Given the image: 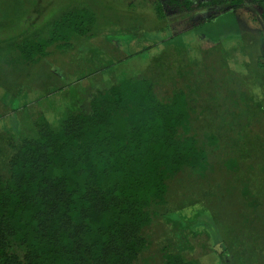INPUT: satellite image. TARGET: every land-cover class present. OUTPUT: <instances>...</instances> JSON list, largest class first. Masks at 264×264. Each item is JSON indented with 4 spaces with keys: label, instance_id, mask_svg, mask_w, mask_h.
<instances>
[{
    "label": "trees",
    "instance_id": "1",
    "mask_svg": "<svg viewBox=\"0 0 264 264\" xmlns=\"http://www.w3.org/2000/svg\"><path fill=\"white\" fill-rule=\"evenodd\" d=\"M244 3L165 0L155 14L164 18L167 4L203 23ZM260 18L264 21V15ZM95 23L89 10L73 9L52 23L46 39L12 49L20 65H36L50 48L63 51L76 39H91ZM160 69L164 77L166 70ZM180 75L181 82L161 79L172 85L167 95L157 91L159 79L123 78L94 93L88 111H67L56 127L40 116L34 134L8 142L0 164V264H200L153 238L159 219L172 195H184L203 182L216 186L217 179H228L224 166L232 168L245 157L231 142L226 145L230 149H223L232 139L228 128L203 120L220 103H202L199 88L196 95L185 85L186 75ZM242 102L245 116L248 105ZM230 173L238 175L239 168ZM246 189L239 212L245 231L264 217L261 187H255L254 201ZM250 209L253 220H247ZM259 241L249 255L247 250L237 253V264H264V243Z\"/></svg>",
    "mask_w": 264,
    "mask_h": 264
},
{
    "label": "rangeland",
    "instance_id": "2",
    "mask_svg": "<svg viewBox=\"0 0 264 264\" xmlns=\"http://www.w3.org/2000/svg\"><path fill=\"white\" fill-rule=\"evenodd\" d=\"M163 2L0 0V164L8 142L34 134L33 123L40 116L56 127L65 112L88 111L94 93L128 77L159 79L157 91L167 95L172 85L161 79L181 82L184 73L190 80L185 85L196 95L195 87L199 88L202 103H220L216 113L202 117L228 128L227 136L232 134L223 149H230L226 145L231 142L245 158L232 168L224 166L228 179H217L216 186L203 182L199 187L191 185L184 195H172L153 238H161L200 264H237V253L247 250L249 255L261 244L260 238L264 243V227H259L264 217L245 231L239 214L245 186L253 201L255 187L260 186L264 203V22L260 18L264 0H245L244 7L203 23L167 4L165 17L159 19L155 8ZM81 8L96 19L91 39H76L63 51L50 48L49 56L36 65H20L12 49L15 44L46 39L54 21ZM158 66L159 71L162 66L166 70L164 77ZM226 96L231 110L224 102ZM241 100L248 105L245 116ZM236 168L238 175L230 173ZM246 212L247 220L255 218L252 209ZM176 221L179 227H174ZM227 244L232 247L230 256L224 252ZM152 250L157 252L156 247Z\"/></svg>",
    "mask_w": 264,
    "mask_h": 264
},
{
    "label": "crops",
    "instance_id": "3",
    "mask_svg": "<svg viewBox=\"0 0 264 264\" xmlns=\"http://www.w3.org/2000/svg\"><path fill=\"white\" fill-rule=\"evenodd\" d=\"M253 8H254V7H253ZM254 10H255V13H256V9H255V8H254ZM261 11H262L263 13H262ZM251 13H252V12H251ZM255 13H254V14H255ZM260 14H263V15H264V8H260ZM263 22H264V21H263Z\"/></svg>",
    "mask_w": 264,
    "mask_h": 264
}]
</instances>
